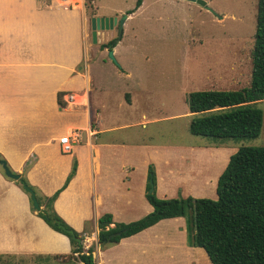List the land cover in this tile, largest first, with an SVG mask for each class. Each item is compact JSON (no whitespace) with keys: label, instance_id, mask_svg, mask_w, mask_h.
<instances>
[{"label":"crops","instance_id":"obj_1","mask_svg":"<svg viewBox=\"0 0 264 264\" xmlns=\"http://www.w3.org/2000/svg\"><path fill=\"white\" fill-rule=\"evenodd\" d=\"M93 4L94 16L106 17L99 13L97 0ZM84 10L85 4L68 7L61 0H0V157L45 196L64 185L77 159L76 175L54 207L75 230L83 233L92 226L97 234V220L104 213L111 212L115 222H124L118 220L117 212L141 207V182H137L138 190L133 185L141 173L130 159V149L140 154L141 144L129 145L105 136L115 128L102 125L101 109L93 107L90 95L91 69H80L93 42H89V21ZM116 30L117 27L98 32L100 52L110 50L102 45L113 38L109 32ZM122 39L113 48L116 57ZM67 92H84L80 95L87 96L88 104L76 107L79 105H67L62 99L66 105L62 106L59 94ZM65 137L73 142L70 152L64 150ZM144 148L155 157L164 156L163 181L172 192L167 195L182 193L184 197L202 194L192 190L199 188L198 183L205 184L209 179L207 165L218 164L227 150L224 143ZM186 152L203 158L189 167ZM230 156L217 176L226 168ZM180 158L186 159L185 165ZM150 159L156 163L159 194L162 180L154 158L146 160L145 173ZM183 178L189 179L190 191ZM184 227L183 217L169 218L119 243L105 247L98 243L94 264H145L146 257L158 259L164 254L172 260L195 264L197 251L189 244ZM48 255L63 262L75 258L83 264L73 254L70 239L32 211L29 195L4 174L0 165V259L35 264V258Z\"/></svg>","mask_w":264,"mask_h":264},{"label":"rangeland","instance_id":"obj_2","mask_svg":"<svg viewBox=\"0 0 264 264\" xmlns=\"http://www.w3.org/2000/svg\"><path fill=\"white\" fill-rule=\"evenodd\" d=\"M205 1L207 7L191 0H143L141 7L137 8V0H97L100 14L122 20L132 12L129 13L131 17L127 21V17L124 20L126 25L123 24L121 36L119 29L108 34L113 35L111 40L123 37L118 45L116 60L110 58V50L100 52V44L91 43L94 4L93 1H83L89 21V42L92 45L90 44L86 51V61H83L82 67L83 70L89 67L91 69L93 84L90 95L93 107L101 109L100 118L104 127L115 128L105 134L107 139L126 142L129 145L141 144L140 154L130 149V159L141 173L133 184L138 190L137 182H141V207L125 213L117 212L120 221L138 220L153 209L144 196L148 176V170L145 173V162L148 158H154L159 165L162 181L158 195L161 198L183 196L182 193L167 195L172 192L163 181L164 156L161 154L155 157L144 148L145 145H156L163 149L166 146L191 147L214 142L210 137L198 136L191 132L194 116L189 110V93L196 90H234L250 84L258 0ZM120 70L123 71L121 74L118 72ZM79 84V87L83 86L81 81ZM81 102L83 103L79 106L69 105L85 107L88 104L85 97H81ZM256 106L264 111V101L258 102ZM95 120L94 115L92 121ZM223 143L227 150L222 153L220 162L207 165L209 179L205 180L203 185L198 183L199 188L192 190L202 194L187 196L216 199L219 178L217 172L224 167L227 157L234 154L240 146H264V124L258 138L230 139ZM176 156L181 157L180 154ZM184 157L188 159L189 167L193 162L197 165V160L203 158L194 152H186ZM178 160L183 161L181 158ZM150 162L156 166L152 159ZM182 163L185 165L186 159ZM181 181L182 179L177 183ZM183 182L187 185V191H190L189 179L183 178ZM193 214L192 210H188L187 216L183 217L188 241L189 230H193L188 227L187 219H191ZM93 230V227L89 226L83 232L86 250L92 245L97 249L98 233ZM192 247L197 251H194L195 264H212L203 248ZM14 262L11 258L0 259V264ZM33 262L80 263L77 259L75 261V258L63 262L49 255L35 258ZM145 264L188 262L172 260L164 254L158 259L146 257Z\"/></svg>","mask_w":264,"mask_h":264},{"label":"trees","instance_id":"obj_3","mask_svg":"<svg viewBox=\"0 0 264 264\" xmlns=\"http://www.w3.org/2000/svg\"><path fill=\"white\" fill-rule=\"evenodd\" d=\"M142 3L143 0H137V8ZM92 15H96L95 12ZM118 40L114 38L102 47L111 50ZM252 62L247 87L189 93V110L194 116L191 122L193 134L210 137L215 144L261 135L264 111L256 104L264 100V0H258ZM63 95L59 94V103L66 106L62 101ZM77 167V159H74L64 185L51 196L40 194L25 177H22L23 182H16L23 189L26 183L36 191L42 209L37 211L30 199L32 211L52 229L70 239L73 254L83 264H94L96 247L92 245L85 250L83 233L69 225L54 207L60 193L76 175ZM216 192V199L181 195L161 198L157 193L156 166L150 163L145 197L153 210L131 222H115L111 212L104 213L97 220L98 243L102 247L119 243L161 220L186 217L188 210H192V218L187 219L188 227L193 230H189V244L203 248L212 264H264V146H240L219 176Z\"/></svg>","mask_w":264,"mask_h":264},{"label":"water","instance_id":"obj_4","mask_svg":"<svg viewBox=\"0 0 264 264\" xmlns=\"http://www.w3.org/2000/svg\"><path fill=\"white\" fill-rule=\"evenodd\" d=\"M194 2H198L203 6L207 7V1L205 0H191ZM127 15L124 16V18L122 20H120L118 17L115 16H110V17H105V16H93L91 18V28H92V40L94 43L98 42V32L101 30H110V29H114L115 27H117L120 30V36L123 33V24H124V20L126 19ZM109 56L111 59L116 60L115 55H114V51L113 49H111L109 51ZM0 165H2L5 174L15 180V181H19V182H23L22 176L20 173H16L13 170H11V168L9 167L7 161L0 159ZM24 190L25 192L30 194V199L33 202V207L37 210L40 211L42 209V206L39 203V200L37 198V193L36 191L31 188L28 184L24 183ZM154 190V187L151 188V191Z\"/></svg>","mask_w":264,"mask_h":264},{"label":"built area","instance_id":"obj_5","mask_svg":"<svg viewBox=\"0 0 264 264\" xmlns=\"http://www.w3.org/2000/svg\"><path fill=\"white\" fill-rule=\"evenodd\" d=\"M83 1L84 0H61V2L68 7H72V6L82 7L84 5ZM81 97H84V96L78 93L67 92V93H64V95L62 96V99L67 105L69 104L82 105L83 102H81ZM85 100L87 103V96L85 97ZM62 143L64 144V150L67 152H70L72 149V145H73V142L70 141V137L63 138Z\"/></svg>","mask_w":264,"mask_h":264}]
</instances>
